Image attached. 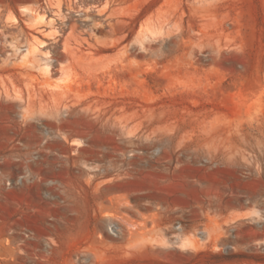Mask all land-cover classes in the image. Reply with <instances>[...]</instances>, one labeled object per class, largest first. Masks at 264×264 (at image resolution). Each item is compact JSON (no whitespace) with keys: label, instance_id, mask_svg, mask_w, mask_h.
Segmentation results:
<instances>
[{"label":"rangeland","instance_id":"rangeland-1","mask_svg":"<svg viewBox=\"0 0 264 264\" xmlns=\"http://www.w3.org/2000/svg\"><path fill=\"white\" fill-rule=\"evenodd\" d=\"M225 249L264 254V0H0V264Z\"/></svg>","mask_w":264,"mask_h":264},{"label":"trees","instance_id":"trees-1","mask_svg":"<svg viewBox=\"0 0 264 264\" xmlns=\"http://www.w3.org/2000/svg\"><path fill=\"white\" fill-rule=\"evenodd\" d=\"M258 264L264 263V254H250L248 252H234L201 250L198 252H180V258L174 263L158 261L156 264Z\"/></svg>","mask_w":264,"mask_h":264}]
</instances>
